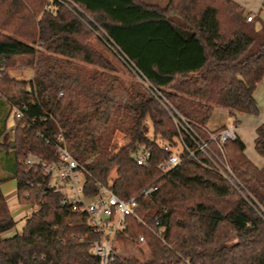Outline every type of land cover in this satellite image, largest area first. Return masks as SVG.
I'll use <instances>...</instances> for the list:
<instances>
[{"label":"trees","instance_id":"trees-1","mask_svg":"<svg viewBox=\"0 0 264 264\" xmlns=\"http://www.w3.org/2000/svg\"><path fill=\"white\" fill-rule=\"evenodd\" d=\"M250 15L235 0H0V264H100L87 214L63 205L50 178L23 162L28 153L59 162L61 147L86 166L87 196L98 183L123 199L158 187L139 199L136 214L147 225L128 219L147 254H121L113 264H264V166L240 138L224 145L237 186L202 153L182 152L167 173L158 167L178 147L171 110L204 139L217 107L233 123L239 112L259 114L264 22ZM129 64L169 108L135 74H121ZM21 66L32 69L31 79L11 74ZM23 104L24 116L13 114V139L2 143ZM255 148L264 157V124ZM141 149L148 166L136 161ZM11 179L18 202L38 208L5 237L17 224L2 189Z\"/></svg>","mask_w":264,"mask_h":264},{"label":"built area","instance_id":"built-area-1","mask_svg":"<svg viewBox=\"0 0 264 264\" xmlns=\"http://www.w3.org/2000/svg\"><path fill=\"white\" fill-rule=\"evenodd\" d=\"M247 19L252 21L253 15L248 16ZM129 67L152 94L168 107L164 93L137 66L129 64ZM26 108L25 104L15 107L14 114L23 117ZM171 115L178 129V147L168 158L159 163V170L167 173L178 167L182 163V152L194 158L202 153L211 161L213 168L237 186L239 181L231 169L224 145L228 141H236L239 138L238 125L230 123L216 132L206 128L209 138L204 139L185 117L172 110ZM212 144H215L217 151L212 148ZM60 154L61 161L49 162L38 154L28 153L23 162L30 167L40 168L50 178L49 186L64 194L63 205L69 204L73 210L87 214L89 224L97 235L91 241V252L99 259L100 264H113L122 254L121 243L124 239L136 245L145 241L144 236L135 238L128 231L130 226L128 219L130 216H135L138 223L147 225L146 221L136 214L139 199L150 196L158 187L150 185L137 195L123 199L111 187L98 183L97 194L87 196L84 193L86 166L79 163L65 147L60 148ZM135 158L141 166H148L150 163V153L146 149L139 150ZM156 224L159 225L160 221Z\"/></svg>","mask_w":264,"mask_h":264},{"label":"rangeland","instance_id":"rangeland-1","mask_svg":"<svg viewBox=\"0 0 264 264\" xmlns=\"http://www.w3.org/2000/svg\"><path fill=\"white\" fill-rule=\"evenodd\" d=\"M239 2L241 5L245 7L246 10L251 11V14L253 16L259 15L261 21L264 22V0H235ZM253 11V12H252ZM255 12V13H254ZM260 24V20L258 22ZM11 74L13 76H16L19 79H31L33 77V71L30 68H25V67H19L16 69L11 70ZM125 77L131 78L135 77L134 73L131 69H127L125 71L123 69V72H121ZM223 110V108H222ZM219 114H223L221 111L220 107L215 108L213 112L214 117H218ZM14 117L10 116L9 123H8V132L10 133V136H12V129L14 127ZM112 176H116V171H112L111 173ZM12 186H13V194H8V200H9V206L12 211V214L17 221L16 226L13 229H10L4 233L5 237L12 236L16 234L17 232L21 231V228L25 222V218L27 215H30L34 210L38 208L37 205L33 204H27L23 205L20 204L17 200V193H16V180L11 181ZM8 189L7 185L3 186V190L5 191ZM121 249H122V254L123 255H137L140 256L142 252L147 254V250L144 245H136L131 243L129 240L124 239L123 242L121 243Z\"/></svg>","mask_w":264,"mask_h":264},{"label":"crops","instance_id":"crops-1","mask_svg":"<svg viewBox=\"0 0 264 264\" xmlns=\"http://www.w3.org/2000/svg\"><path fill=\"white\" fill-rule=\"evenodd\" d=\"M251 12V11H250ZM253 12V11H252ZM255 13V12H254ZM254 97L258 103L259 106V114L258 115H252L249 113H243L239 112L237 118L239 121L236 123L238 125V133L239 138L243 141L245 144V152L247 156L259 167L264 166V157L261 156L256 148H255V138H256V129L259 125L264 124V79L260 81L256 89L254 91ZM215 110V109H214ZM222 115L219 114L218 117H214L213 113L208 121L207 127L210 130H214L216 128H219L220 126L227 125L230 123H233L231 117L229 116V113L226 109L221 108ZM214 112V111H213ZM14 110L11 116L14 117ZM10 119V118H9ZM9 123V120H8ZM15 124V119H14ZM14 131H15V125L12 129V136H10V133L8 132V124H7V131L2 137L1 141L2 143H7L14 137ZM16 179H11L2 184L3 186L7 185L8 189H6L4 192V196L8 202V194H13V186L11 181ZM16 193H17V200H18V188H17V180H16ZM10 207V206H9Z\"/></svg>","mask_w":264,"mask_h":264}]
</instances>
